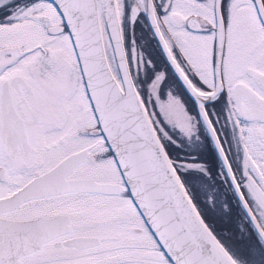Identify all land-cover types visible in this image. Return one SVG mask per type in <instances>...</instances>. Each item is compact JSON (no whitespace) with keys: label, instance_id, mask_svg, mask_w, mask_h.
<instances>
[{"label":"snow or ice","instance_id":"1","mask_svg":"<svg viewBox=\"0 0 264 264\" xmlns=\"http://www.w3.org/2000/svg\"><path fill=\"white\" fill-rule=\"evenodd\" d=\"M0 264H264V0H0Z\"/></svg>","mask_w":264,"mask_h":264}]
</instances>
